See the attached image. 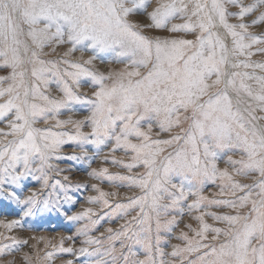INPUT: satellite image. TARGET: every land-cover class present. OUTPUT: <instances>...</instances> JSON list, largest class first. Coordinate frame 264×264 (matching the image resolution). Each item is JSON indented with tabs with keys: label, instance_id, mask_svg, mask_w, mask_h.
<instances>
[{
	"label": "snow or ice",
	"instance_id": "snow-or-ice-1",
	"mask_svg": "<svg viewBox=\"0 0 264 264\" xmlns=\"http://www.w3.org/2000/svg\"><path fill=\"white\" fill-rule=\"evenodd\" d=\"M258 25L264 0H0V122L8 128L0 129V193L22 205L23 218L73 203L71 183H50L62 173L54 160L81 159L61 155L68 143L110 146L111 163L129 174L104 167L89 175L138 191L121 202L93 185L98 195L88 203L103 215L87 208L66 216L82 222L83 246L40 237L53 251L41 257L37 249V264L59 253L86 256L87 264H264V62L253 60L264 55V34L250 31ZM153 29L183 35L146 34ZM52 55L58 58H45ZM97 61L124 67L105 74ZM77 111L87 115L60 119ZM28 178L41 189L20 199L15 189ZM209 183L219 188L212 198L204 194ZM186 211L198 213V227L186 224L175 236ZM105 218L124 223L92 235ZM2 226L25 227L21 220ZM170 237L182 243L169 245ZM27 243L0 233V258ZM23 264L33 257L25 253Z\"/></svg>",
	"mask_w": 264,
	"mask_h": 264
},
{
	"label": "rangeland",
	"instance_id": "rangeland-1",
	"mask_svg": "<svg viewBox=\"0 0 264 264\" xmlns=\"http://www.w3.org/2000/svg\"><path fill=\"white\" fill-rule=\"evenodd\" d=\"M155 2H158V0H154ZM246 4L252 3L253 0H244ZM152 9L150 8L149 11ZM229 11L231 12H237L238 9L236 8H229ZM259 13H256L255 16H250L245 19L244 22L251 23L253 19L258 16ZM142 23H149L146 17L139 18ZM231 23H239L240 21L232 19L230 20ZM174 23H182V21L177 20L174 21ZM254 34L261 35L264 34V25H258L252 29H250ZM146 34L150 36H160V37H177L179 38L183 34H172L167 31H159V30H151L148 31ZM186 38L192 39L194 37L188 36ZM230 42V38H229ZM67 50V46H62L59 49V52L62 53L63 51ZM46 51L50 52L51 49H46ZM81 53L77 52L75 54V59H79L81 57ZM90 53L85 52L83 53L84 59H87L89 57ZM46 59H57V55L47 56ZM108 60H111L112 57L108 56ZM253 60L257 62H264V55L257 54L253 57ZM97 67L100 71L105 72L107 74L110 71L113 70H120L124 67L123 64H115V63H101L100 61H97ZM6 73L0 72V75H4ZM85 92H89L90 89L85 86V88L82 90ZM54 95H58V93H53ZM79 108V106H78ZM85 115H87L86 112L77 111L76 114L68 113L65 115H62L60 119H68L69 116H71L72 119H84ZM54 123V122H53ZM40 127H48L51 125H39ZM0 129H3L4 131H8V128L6 126L5 122H0ZM68 132H74V129L69 127L67 129H64ZM85 132L89 131V129L85 128ZM154 137L156 129L154 128ZM160 138H167L166 134H163ZM87 150V157L84 156V151ZM85 149H82L78 147L74 143H68L64 145V148L61 152V155L64 157H70V156H79L81 157L80 160H70V159H62V160H54L53 163L57 165L61 170L62 173L59 176H56L55 173H52V180H50V183H52L53 180L59 179L63 183H71L73 187L69 190L68 194L73 197V203L68 204L64 203L62 201L63 207L60 212L53 211L51 213H44L41 217L38 218H23L22 213L20 211L22 205L17 204L15 201L11 199H5L4 197L7 195V193H0V233H4L5 235H13L17 239L20 240H27L28 243L26 245H23L21 248V251L18 253H15L11 256H8L7 259L0 258V264H7L9 260H14L15 264H23V257L24 254L27 253L30 256L33 257L34 264H37L35 261L36 251L39 250V255L41 257L44 256L46 251H53L51 247H45L44 243H39L40 237H44L46 241L50 240L53 244H59L60 239L63 237L65 240V247H73L74 249H79L82 247V240L84 237L78 235V229L81 226V223L70 221L66 218L67 215H75L87 208H93L94 211L100 213V215H103V212H101L98 205H93L88 203V197L89 196H96L98 193L94 191L93 185H97L99 188H101L105 192H117L119 193V200L121 202L125 201L126 196H132L138 194V191L133 189L129 191V189L124 187H117L108 182L107 180L101 181L93 179L89 173L93 169H101L104 167H107L109 169L110 173H121V174H129L126 172L125 169L113 165L111 163V155H110V146H104L100 150H97L92 145H86ZM115 156L117 159H123L125 162H128V157L124 155L123 152L117 151L115 153ZM107 157V159H106ZM90 158V159H89ZM225 165L221 164V167H224ZM135 171H133V174H135ZM69 177V181H64V176ZM245 183L249 181H243ZM75 185H81V187L77 188ZM41 189V182L33 179L28 178L27 180L22 181V187L16 188L17 195L20 197V199L26 198L28 195L31 194L32 191H40ZM49 191L48 189L45 190V192ZM219 191L218 185H214L209 183L205 188V195L212 198V194ZM43 198V197H42ZM115 199V198H113ZM189 203L191 200L188 201ZM209 211H214L217 213L221 212H228V209H217V208H210ZM104 211H107L105 209ZM195 215H198V213H191L188 214L187 211L185 212L184 217L179 218L180 224L177 229H175L174 235L178 236L180 234V231H188V229L185 227L186 224H191L192 227L196 228L198 227V223L193 217ZM207 223L212 224L217 227H223L224 225L214 222L210 217H205ZM14 220H21V222L25 225L24 228H15L12 230L11 233L8 232L6 228H4L2 225L5 223H10ZM124 223L123 220H119L118 218H113L111 221L107 220L105 218L104 220L100 221V225L98 226V231L92 233L94 236H98L99 232H104L107 228L112 227L113 229H118L120 224ZM191 235V233H189ZM71 236L75 243L73 244L71 241L67 239V237ZM35 237V239H33ZM7 242V241H6ZM182 243L179 240H176L174 238H169V245ZM171 247L167 246L165 248L166 252H171ZM194 258V257H193ZM88 257L86 256H77L73 255L71 253H59L55 257L54 261L49 262V264H68V261H73V264H87Z\"/></svg>",
	"mask_w": 264,
	"mask_h": 264
}]
</instances>
